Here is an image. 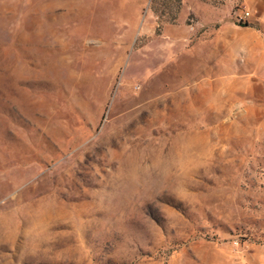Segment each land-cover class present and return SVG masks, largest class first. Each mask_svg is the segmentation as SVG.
I'll use <instances>...</instances> for the list:
<instances>
[{
    "label": "rangeland",
    "instance_id": "1",
    "mask_svg": "<svg viewBox=\"0 0 264 264\" xmlns=\"http://www.w3.org/2000/svg\"><path fill=\"white\" fill-rule=\"evenodd\" d=\"M179 1L0 0V264H264V0Z\"/></svg>",
    "mask_w": 264,
    "mask_h": 264
},
{
    "label": "crops",
    "instance_id": "2",
    "mask_svg": "<svg viewBox=\"0 0 264 264\" xmlns=\"http://www.w3.org/2000/svg\"><path fill=\"white\" fill-rule=\"evenodd\" d=\"M116 1V0H115ZM117 3H114L116 6H137L144 7L151 4L154 0H117ZM206 0H180L179 11L175 21H185L186 16L195 15L196 17H201L202 9L208 7Z\"/></svg>",
    "mask_w": 264,
    "mask_h": 264
},
{
    "label": "built area",
    "instance_id": "3",
    "mask_svg": "<svg viewBox=\"0 0 264 264\" xmlns=\"http://www.w3.org/2000/svg\"><path fill=\"white\" fill-rule=\"evenodd\" d=\"M247 17H249V13L248 12H244L240 15L239 19L240 20H243V19H246Z\"/></svg>",
    "mask_w": 264,
    "mask_h": 264
}]
</instances>
